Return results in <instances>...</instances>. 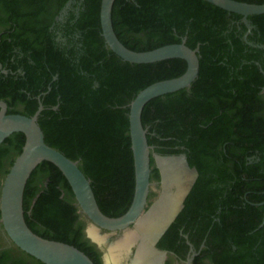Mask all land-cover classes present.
Here are the masks:
<instances>
[{"label": "flooded vegetation", "instance_id": "flooded-vegetation-1", "mask_svg": "<svg viewBox=\"0 0 264 264\" xmlns=\"http://www.w3.org/2000/svg\"><path fill=\"white\" fill-rule=\"evenodd\" d=\"M88 1L0 0V102L6 103L7 114L25 115L35 104L39 108L46 100H60L37 57L45 60L54 53L78 64L86 41L91 50L111 57L102 28L94 27L92 20L86 21L85 29L90 39L84 38L81 27ZM253 16L228 12L210 28L218 43L211 63L224 66L212 69L219 75L221 94L211 106L194 101L185 112L167 111L170 101L177 105L190 98L192 84L183 89L187 95L180 90L172 97L161 96L149 108L152 118L157 112L163 115L147 127L150 139L158 142L150 145L151 184L145 212L163 189L157 155H185L198 173L184 207L156 243L152 264H188L191 258L190 264H264V43ZM183 41L187 45L188 36ZM196 49L199 56L200 42ZM57 79L58 74L52 83ZM167 133L171 136L163 138ZM7 147L13 153L14 143ZM74 206V231L92 249L97 264H105L102 246L90 236L91 221L77 201ZM105 234H110L108 243L121 235L100 230V235ZM0 264H42L10 239L1 212Z\"/></svg>", "mask_w": 264, "mask_h": 264}, {"label": "trees", "instance_id": "trees-1", "mask_svg": "<svg viewBox=\"0 0 264 264\" xmlns=\"http://www.w3.org/2000/svg\"><path fill=\"white\" fill-rule=\"evenodd\" d=\"M247 1L264 4V0ZM101 3L102 0H89L86 4L88 12L83 15L81 27L86 40L90 39L85 34L86 21L92 20L94 27L101 31ZM227 13L204 0H116L112 19L119 40L137 52L180 44L185 36L191 49L201 43L199 76L193 83L190 98L180 99L177 105L173 100L166 104L167 111L185 112L194 101L209 107L221 94L219 75H214L212 69L224 66L211 63L218 43L210 28ZM251 18L260 28L264 43V15ZM84 46L85 52L78 64L54 53L45 60L37 57L38 67L46 72L50 86L61 96L60 100L45 101L46 109L39 117V125L50 147L79 162V168L91 181L101 211L109 217H119L126 213L135 189L129 104L146 87L183 75L188 65L181 59L132 64L113 51L108 58V54L91 50L87 41ZM57 74V81L52 83ZM95 83L99 85L97 88ZM181 92L187 95L185 90ZM160 100L162 97L145 106L142 114L145 129L162 117L163 113L158 112L153 118L149 115V108ZM55 106L57 110H53ZM37 110L35 104L25 116L32 117ZM170 136L167 133L163 138ZM147 138L149 145L158 142L154 137L150 139V135ZM25 140L23 133H15L0 146V172L4 178L21 154ZM9 143H14L13 153L8 150ZM39 178L45 179L40 185L36 182ZM74 203L75 195L62 172L53 164L43 162L32 173L25 189L26 223L37 235L72 245L97 264L92 249L80 242L74 231Z\"/></svg>", "mask_w": 264, "mask_h": 264}, {"label": "water", "instance_id": "water-1", "mask_svg": "<svg viewBox=\"0 0 264 264\" xmlns=\"http://www.w3.org/2000/svg\"><path fill=\"white\" fill-rule=\"evenodd\" d=\"M115 1L102 0L100 12L102 35L111 51L123 61L132 64H153L165 60L182 59L187 62L188 67L186 72L179 77L159 81L146 87L129 104L130 136L135 166V194L129 210L119 217H109L101 211L91 181L79 168V162L69 159L45 142L44 133L39 125V116L44 111L42 104L32 117H28L22 114H7L6 103L0 102V146L15 133H23L26 138L21 154L16 158L3 182L0 195L1 221L14 244L44 264L95 263L78 248L63 242L43 238L29 228L25 220L24 194L32 173L43 162H49L57 167L70 184L82 212L91 221L89 229L96 228L99 234L100 230L118 233L121 234L120 237L125 232L135 229L138 222L147 216L154 206L147 213L145 212L151 184V150L153 147L148 143V132L142 123L143 110L150 101L158 97L190 88L199 75L198 49H191L185 41L145 52H137L127 48L119 40L114 30L112 13ZM205 1L229 13L239 14L245 18L251 15L264 14V4H249L236 0ZM156 160L162 175V186L164 184V172L161 161L164 160L182 162L184 168L192 174V179L177 208L164 226L155 234L151 243L152 256L156 255L154 248L156 243L181 212L184 201L198 177L197 171L189 166L185 155H157ZM105 235L108 236L107 244H112L113 241L108 243L110 234ZM102 249L105 260L107 247L102 246ZM192 260L191 258L188 264Z\"/></svg>", "mask_w": 264, "mask_h": 264}, {"label": "bare ground", "instance_id": "bare-ground-1", "mask_svg": "<svg viewBox=\"0 0 264 264\" xmlns=\"http://www.w3.org/2000/svg\"><path fill=\"white\" fill-rule=\"evenodd\" d=\"M164 184L161 199L152 208V218L140 220L137 227L125 232L112 244H107V235H100L96 228H90V236L101 246H106V264H152L151 241L177 208L180 199L192 179L180 161H161ZM178 201V203H176ZM157 203V204H156ZM176 205V206H175ZM154 211V212H153ZM166 219L163 225L162 220ZM139 225V226H138ZM160 225V226H159ZM155 231V232H153ZM133 248L136 251L133 253ZM134 254V257L131 255Z\"/></svg>", "mask_w": 264, "mask_h": 264}, {"label": "rangeland", "instance_id": "rangeland-1", "mask_svg": "<svg viewBox=\"0 0 264 264\" xmlns=\"http://www.w3.org/2000/svg\"><path fill=\"white\" fill-rule=\"evenodd\" d=\"M8 162H9V160H7V162H6V165L8 164ZM4 180V173H2V172H0V182H1V180ZM45 181V179H41V178H39V179H37L36 180V182H37V184H42V182H44ZM161 199V194H160V197H159V199H158V201H157V203L159 202V200ZM156 203V204H157ZM179 204V203H178ZM176 206V205H175ZM154 212V211H153ZM146 218H148V219H151L152 218V211L147 215V216H145L143 219H141V220H144V219H146ZM165 221H166V219H164V220H162L161 222V224L160 225H163L164 223H165ZM159 225V226H160ZM139 226V225H138ZM153 232H155V231H153ZM152 238H154L153 236H152ZM117 239H114V240H112L113 242H115Z\"/></svg>", "mask_w": 264, "mask_h": 264}]
</instances>
